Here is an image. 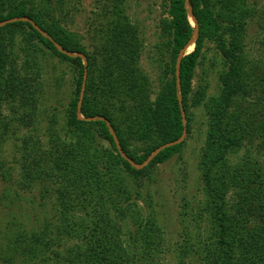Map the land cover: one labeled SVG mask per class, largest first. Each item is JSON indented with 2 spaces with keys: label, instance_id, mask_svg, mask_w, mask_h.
Here are the masks:
<instances>
[{
  "label": "trees",
  "instance_id": "1",
  "mask_svg": "<svg viewBox=\"0 0 264 264\" xmlns=\"http://www.w3.org/2000/svg\"><path fill=\"white\" fill-rule=\"evenodd\" d=\"M94 1L88 51L71 29L82 0H0V22L28 17L64 49L86 56L81 114L106 118L138 164L181 136L178 95L186 135L190 108L202 105L207 123L197 163L199 198L180 206L179 239L168 243L151 196L141 188L184 141L134 169L104 122L77 118L83 61L57 51L27 22L7 24L0 27V138L26 132L17 169L0 150V181L6 189L15 183L22 192L16 195L36 192L53 213L43 227L20 225L0 236V264H163L167 253L174 264H264V46L257 58L246 46L248 28L258 15L264 18V8L250 0H189L199 35L181 60L177 90V55L194 27L184 0H168L169 19L162 21L165 34L157 46L162 77L154 90L140 65L143 33L128 16L127 0ZM206 42L219 59L220 88L209 97L203 91L191 96ZM52 56L75 74L62 124L55 109L40 111ZM40 114L47 124L38 121Z\"/></svg>",
  "mask_w": 264,
  "mask_h": 264
},
{
  "label": "rangeland",
  "instance_id": "2",
  "mask_svg": "<svg viewBox=\"0 0 264 264\" xmlns=\"http://www.w3.org/2000/svg\"><path fill=\"white\" fill-rule=\"evenodd\" d=\"M256 4L257 9L264 8V0H250ZM168 0H127L126 10L130 20L137 25L143 33L144 51L140 59V65L148 74L157 90L162 77V64H158V47L161 46L163 33L162 21L168 20L167 15ZM95 8L94 0H82L79 12L73 19L72 30L84 39L81 43L88 51L90 44L88 38L91 33V23L95 20L93 12ZM264 18L259 15L250 24L246 37L248 55L253 58L262 54V44L264 46ZM191 21V20H190ZM192 23V22H191ZM264 51V48H263ZM45 67L48 71L44 79V97L41 100L40 111L55 109L59 123L62 124L65 112L73 98L74 76L72 68L68 64H61L58 59L52 56ZM219 70V59L213 43L204 44L201 59L194 71L192 79L191 96H195L198 91H203L204 97L216 95L220 88L217 77ZM52 77V79H51ZM60 82L61 84H57ZM190 96V97H191ZM8 109H3V114L8 115ZM46 115L40 114L39 120L46 123ZM206 115L202 105L190 108V133L185 136L184 145L179 154L174 155L170 160L157 165L149 180L144 181L141 193L150 195L153 209L157 212L160 224L165 229L167 242L179 239V226L177 222L180 206L185 201H191L193 196L199 198L200 178L197 170L200 151L205 143L206 136ZM26 131L21 130L16 137L9 132L5 139L0 138L1 154L8 166L18 168L19 139ZM19 136V137H18ZM264 160V156H263ZM235 162V160H232ZM13 180L18 179L14 174ZM21 194L15 183L6 189V182L0 181V236L4 237L14 231V228L24 226L43 227L53 211L48 201H41L36 192ZM144 211L146 208L144 207ZM163 264H174V260L169 253L164 255Z\"/></svg>",
  "mask_w": 264,
  "mask_h": 264
},
{
  "label": "water",
  "instance_id": "3",
  "mask_svg": "<svg viewBox=\"0 0 264 264\" xmlns=\"http://www.w3.org/2000/svg\"><path fill=\"white\" fill-rule=\"evenodd\" d=\"M184 5L185 8L187 10V15L190 18L191 22H192V26L194 27L193 33L190 37V39L187 41V43L185 44V46L178 52L177 55V59H176V63H175V84H176V88L177 90H180V63L182 58L189 54L190 52H188V49L190 47L194 48V43L198 38V23L196 18L194 17L193 13H192V6L189 3V0H184ZM16 22H27L29 24H31V26L37 30L43 37L47 38L56 48L57 51H59L60 53L71 57V58H80L83 61V79H82V83H81V89H80V93H79V98H78V102H77V109H76V114H77V118L81 121H102L106 124L109 133L112 136V139L114 141L115 147L118 151V153L120 154V156L126 160L131 167H133L134 169L140 170L143 169L146 165H148L161 151H163L166 148L175 146V145H179L181 144L184 140H185V136H186V129H185V125H186V118H185V112L183 110L182 107V97L180 95H178L177 99L179 102V107H180V113H181V118H182V124L184 126L183 131L181 136L171 142H167L159 147H157L142 163L138 164L136 162H134L130 157H128L125 152L122 150L120 142L117 138V135L113 129V127L111 126L110 122L102 117V116H92V117H84L81 114V105H82V101H83V97H84V91H85V84H86V78H87V58L83 53H79V52H71L68 51L66 49H64L59 43H57L51 36H49L45 31H43L37 24H35L30 18L28 17H19V18H11L5 21H1L0 22V27H3L7 24H11V23H16Z\"/></svg>",
  "mask_w": 264,
  "mask_h": 264
},
{
  "label": "bare ground",
  "instance_id": "4",
  "mask_svg": "<svg viewBox=\"0 0 264 264\" xmlns=\"http://www.w3.org/2000/svg\"><path fill=\"white\" fill-rule=\"evenodd\" d=\"M193 50V47H190L189 49H188V52H191Z\"/></svg>",
  "mask_w": 264,
  "mask_h": 264
}]
</instances>
